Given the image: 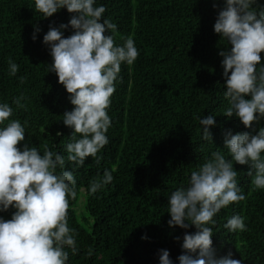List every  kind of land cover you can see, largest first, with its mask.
Returning a JSON list of instances; mask_svg holds the SVG:
<instances>
[{"label": "trees", "instance_id": "16d2710c", "mask_svg": "<svg viewBox=\"0 0 264 264\" xmlns=\"http://www.w3.org/2000/svg\"><path fill=\"white\" fill-rule=\"evenodd\" d=\"M213 2L222 5L223 0H97L96 6L106 7L103 18L117 25L116 44L131 36L140 55L132 65L121 64L122 80L115 82L108 109L109 144L98 153L99 165L89 156L74 172L76 197H69L68 225L79 233L80 250L74 255L66 249L67 264H158L162 248L179 264L182 240L175 237L196 229L168 226V196L187 183L211 152L219 148L230 158L223 148L225 130H249L238 118L223 115L228 101L218 53L231 45L213 30L218 11ZM259 3L264 5V0ZM73 14L62 8L43 18L34 0H0V102L11 104L13 97L25 94L26 107L11 104L10 119L27 121L25 142L41 153L48 146L66 156L64 145L73 131L61 120L74 107L67 99L70 94L54 72L46 73L52 57L42 43L50 23L67 24ZM34 26L41 28L35 41ZM72 31L65 30V37ZM260 55L264 63V51ZM9 58L20 65L16 76L8 74ZM24 75L28 79L21 84ZM209 114L216 120L210 127L213 143L202 139L196 119ZM233 166L246 199L214 217L215 225H209L213 247L217 257L230 251L242 264H264V189H254L248 165ZM113 168V181L89 195L90 181ZM65 170L71 171V165L66 163ZM80 199L83 208L77 212ZM12 211L0 215L9 219ZM233 214L244 218L247 231L224 228ZM145 234L148 239H141Z\"/></svg>", "mask_w": 264, "mask_h": 264}, {"label": "clouds", "instance_id": "9594fccd", "mask_svg": "<svg viewBox=\"0 0 264 264\" xmlns=\"http://www.w3.org/2000/svg\"><path fill=\"white\" fill-rule=\"evenodd\" d=\"M96 4L97 0H34V8L43 18L62 8L74 13L67 24L50 23L42 39L52 57L46 73L54 72L70 94L67 99L74 107L64 111L61 120L73 131L64 145L66 156L48 146L41 153L25 142L27 121L10 119L11 104L26 107L22 103L25 94L13 97L11 104L0 102V213L14 209L9 219L0 215V264H67L66 249L74 255L80 250L79 233L68 225L69 197H76L74 172L89 156L99 165L102 157L98 153L109 144L112 119L108 109L115 82L122 80L121 64L132 65L140 55L131 36L116 44L117 25L103 18L106 7ZM212 7L218 9L213 30L231 45L218 53L223 58V95L228 101L223 115L238 118L249 130L235 134L225 130L223 148L230 158L219 148L211 152L191 171L187 183L168 196V226L196 229L175 237L182 240L183 252L176 258L179 264H242L230 251L217 257L209 225H215L214 217L221 209L246 199L234 162L248 165L254 189H264V126L257 128L264 120V63L260 55L264 51V5L259 0H223L222 5L213 2ZM69 27L72 34L65 37ZM39 32L41 28L34 26L33 41ZM7 63L8 74L16 76L20 65L11 58ZM27 79V75L21 76L20 83ZM214 116L196 117L202 139L212 143ZM56 135L62 133L57 131ZM66 163L71 171L65 170ZM115 170L104 169L102 176L93 178L88 194L95 195L109 185ZM224 228L230 233L247 231L239 214L228 218ZM141 239L148 237L145 234ZM92 254L89 248L87 255ZM157 255L158 264H174L168 249H159Z\"/></svg>", "mask_w": 264, "mask_h": 264}, {"label": "rangeland", "instance_id": "374dc122", "mask_svg": "<svg viewBox=\"0 0 264 264\" xmlns=\"http://www.w3.org/2000/svg\"><path fill=\"white\" fill-rule=\"evenodd\" d=\"M82 203H81V199H80V201H79V203H78V205H77V207H76V211L77 212H80V211H82Z\"/></svg>", "mask_w": 264, "mask_h": 264}]
</instances>
